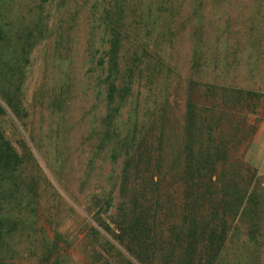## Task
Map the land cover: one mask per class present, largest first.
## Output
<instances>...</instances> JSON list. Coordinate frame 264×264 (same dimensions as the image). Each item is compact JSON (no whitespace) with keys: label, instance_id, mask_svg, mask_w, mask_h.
<instances>
[{"label":"rangeland","instance_id":"1","mask_svg":"<svg viewBox=\"0 0 264 264\" xmlns=\"http://www.w3.org/2000/svg\"><path fill=\"white\" fill-rule=\"evenodd\" d=\"M0 264H264V0H0Z\"/></svg>","mask_w":264,"mask_h":264},{"label":"trees","instance_id":"2","mask_svg":"<svg viewBox=\"0 0 264 264\" xmlns=\"http://www.w3.org/2000/svg\"><path fill=\"white\" fill-rule=\"evenodd\" d=\"M116 78V75L115 74H112V72H110V71H108V73H107V75H106V81L107 82H110L111 81V79L114 81L115 80V78ZM110 83H112V82H110ZM112 86V85H111ZM251 235V234H250Z\"/></svg>","mask_w":264,"mask_h":264}]
</instances>
